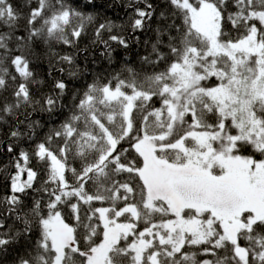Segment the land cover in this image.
Masks as SVG:
<instances>
[{"label":"trees","instance_id":"trees-1","mask_svg":"<svg viewBox=\"0 0 264 264\" xmlns=\"http://www.w3.org/2000/svg\"><path fill=\"white\" fill-rule=\"evenodd\" d=\"M175 1L0 0V239L7 241L0 244V264L29 259L37 264L32 259L37 254L43 257L41 264H50L54 253L41 240L40 226L50 213H58L73 229L75 249H65L64 264H85L76 245L86 253L102 241L97 210L127 206L135 209L136 217L124 211L117 218L131 223L132 232L109 250L110 264H240L233 245L223 238L220 221L208 211L200 215L190 208L183 215L208 226L209 235L202 241L187 234L176 250L154 233L139 262L127 247L142 232L173 218L159 198L153 208L146 205L138 173L145 157L135 144L146 137L160 159L183 161V152L169 145L181 139L193 142L194 135L223 128L218 106L204 90L222 84L214 73L223 70L222 60L227 69L231 61L225 53H208L207 41ZM204 1L217 8L222 45L238 43L256 28L264 46V25L253 15L264 12V0ZM138 10L146 14L138 15ZM16 59H21V70ZM191 59L204 74L196 87L202 91L181 113L183 106L169 107V89L179 85L174 66ZM59 82L66 87L58 88ZM88 85H94L91 98L83 95ZM106 90H119L118 96H107ZM137 92L141 94L134 100L128 130L125 105ZM81 98L85 106L80 123L61 127L79 110ZM260 105L252 106L253 112L264 120V103ZM239 141L237 154L264 157L263 148ZM41 142L46 148L38 147ZM49 154L63 165L65 184L51 169ZM257 222L264 225V218L237 233L247 264H257L264 256V230ZM160 233L166 236V231ZM205 250L213 254L202 255Z\"/></svg>","mask_w":264,"mask_h":264},{"label":"rangeland","instance_id":"rangeland-1","mask_svg":"<svg viewBox=\"0 0 264 264\" xmlns=\"http://www.w3.org/2000/svg\"><path fill=\"white\" fill-rule=\"evenodd\" d=\"M175 3L188 12L192 29L207 41L208 53L211 56L225 53L231 61L227 69L228 64L222 60L223 70L214 73L222 84L204 90V94L218 106L220 128H223L194 135L196 141L193 142L185 143L181 139L169 145L183 152V161L160 159L146 137L135 144L145 157L138 173L145 184L146 205L153 208L155 199L159 198L167 204L173 218L158 224V228L142 232L127 247L134 261L139 262L154 233L170 241L176 250L187 234L194 241H202L209 235L208 226H200L197 218H186L182 212L190 208L197 214L204 215L208 211L216 217L222 225L223 238L233 245L239 263L247 264V252L238 245L237 233L264 218V157L241 156L236 152V144L245 139L254 148L264 150V120L256 116L252 108L261 109L263 106L260 104L264 103V46L257 40L256 28L244 40L224 46L219 41L220 16L213 3L204 0L198 3L176 0ZM253 15L264 25V12ZM20 63L21 59L15 60L18 70H21ZM195 66L196 62L193 63L192 59L174 66L179 85L169 89V107L177 109L183 106L181 113L188 110L191 99L202 91L196 87L204 74L200 73V66L198 70ZM118 92L106 90V95L116 98ZM140 94L133 93L130 99L127 98L125 117L128 130L131 127L132 106ZM228 126H231L230 131ZM221 131L223 136H220ZM49 160L51 169L59 174L56 177L65 184L63 165L54 155L49 154ZM134 210L131 206L114 212L103 207L97 210L104 227V237L96 247L86 252V264H110L108 253L111 247L132 232V224L121 222L117 217L124 211H131L136 217ZM57 215L60 221L53 217L42 220L44 235L41 233V240L49 243L57 257L52 264H56V260H59L57 264H61L66 248L75 249L72 227L64 225ZM160 230L166 231V236ZM152 261L156 263L155 256H152Z\"/></svg>","mask_w":264,"mask_h":264},{"label":"snow or ice","instance_id":"snow-or-ice-1","mask_svg":"<svg viewBox=\"0 0 264 264\" xmlns=\"http://www.w3.org/2000/svg\"><path fill=\"white\" fill-rule=\"evenodd\" d=\"M5 2H6V0H5ZM225 2H226V0H225ZM145 14L146 13H144L143 11H139L138 10V15L143 16ZM136 23L137 24H140L142 22L141 21H136ZM114 39H116V38H114ZM120 43H122L124 47H127V44L124 43L123 41H120ZM102 55H103V53H102ZM157 63H159V61H157ZM111 86H112L111 85V82L109 81L108 82V87H111ZM57 87L58 88H61V89H64L66 87V85L63 82H59L57 84ZM93 88H94V85H88L87 91H85V93L83 94L84 97L91 98V92H92ZM73 99L76 100L77 97L74 96ZM50 103H51V101H50ZM84 106H85V100L81 98L80 101H79V104L77 105V108L79 110L72 112L71 116L62 123L61 127L65 128V129H68V128H71L72 127V123L73 122L76 123V124H79L80 123V120H81V112L84 110ZM70 135H72V134L70 133ZM59 136H60V133L57 132L56 133V137L59 138ZM50 140H51V138H49V142H50ZM46 146L47 145L44 142H41L38 145L39 148H46ZM9 150H11V148ZM26 155H27L26 153H22L21 154V158H26ZM56 199H59V197H56ZM3 226H4L3 223L0 222V228H2ZM255 226L258 227V228H260V229H262V230H264V225L260 224V222H257ZM6 243H7V241L0 239V244H6ZM76 251L79 252V254L82 255V256H87L88 255L87 253L82 252L79 249V244L76 245ZM212 254L213 253L210 250H205L202 253V255H204V256H209V255H212ZM124 255H126V253H124ZM32 259H35L37 261V264H41V261L43 260V257L40 256L39 254H37V255L33 256ZM115 259L116 258L114 257L113 260L115 261ZM26 264H31V259H29L26 262ZM45 264H46V261H45ZM61 264H63V261L61 262ZM205 264H209V262L208 261H205ZM257 264H264V256H260L259 257V259L257 261Z\"/></svg>","mask_w":264,"mask_h":264},{"label":"bare ground","instance_id":"bare-ground-1","mask_svg":"<svg viewBox=\"0 0 264 264\" xmlns=\"http://www.w3.org/2000/svg\"><path fill=\"white\" fill-rule=\"evenodd\" d=\"M97 214H98V213H97ZM98 217H99V219H100L99 214H98ZM100 221H101V219H100ZM101 224H102V223H101ZM72 230H73V229H72ZM48 246H50V245H48ZM95 247H96V246H95ZM50 248H51V247H50ZM68 248H69V247H68ZM51 249H52V248H51ZM70 249H71V248H70ZM91 250H92V249H91ZM52 251H53L54 254H53V258H52V261L50 262V264H52L53 261H54V259L57 258V257L55 256V252H54L53 249H52ZM85 258H86V261H85V264H86V263H87V256H85ZM62 260H63V257H62ZM58 261H59V260H56L57 263H58ZM57 263H56V264H57ZM63 264H64V262H63Z\"/></svg>","mask_w":264,"mask_h":264}]
</instances>
